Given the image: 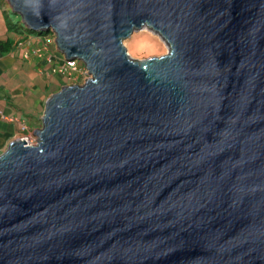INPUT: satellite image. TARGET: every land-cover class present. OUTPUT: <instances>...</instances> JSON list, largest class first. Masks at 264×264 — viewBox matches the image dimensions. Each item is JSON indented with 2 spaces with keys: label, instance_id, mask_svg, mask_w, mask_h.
Instances as JSON below:
<instances>
[{
  "label": "water",
  "instance_id": "water-1",
  "mask_svg": "<svg viewBox=\"0 0 264 264\" xmlns=\"http://www.w3.org/2000/svg\"><path fill=\"white\" fill-rule=\"evenodd\" d=\"M7 1L89 78L0 155V264H264V0Z\"/></svg>",
  "mask_w": 264,
  "mask_h": 264
},
{
  "label": "crops",
  "instance_id": "crops-1",
  "mask_svg": "<svg viewBox=\"0 0 264 264\" xmlns=\"http://www.w3.org/2000/svg\"><path fill=\"white\" fill-rule=\"evenodd\" d=\"M10 33L13 38L0 39V43L10 44V48L2 46L6 51L0 50V155L12 141L22 137H35L34 132L41 127V118L47 100H38L39 105L37 100H28V95L33 96L37 88L35 82L31 86L28 85V75L36 72L42 74L44 64L50 65L51 68L60 65L55 58L53 60L55 65L49 64L48 59L43 60L42 57L48 51V46L34 39L35 34L25 37ZM35 48L44 51L40 57L42 59L31 54L36 50ZM21 75L22 82L14 77ZM49 78L52 79L51 76ZM26 97L27 100H23ZM24 106L30 109L26 111Z\"/></svg>",
  "mask_w": 264,
  "mask_h": 264
},
{
  "label": "rangeland",
  "instance_id": "rangeland-1",
  "mask_svg": "<svg viewBox=\"0 0 264 264\" xmlns=\"http://www.w3.org/2000/svg\"><path fill=\"white\" fill-rule=\"evenodd\" d=\"M19 19H20L19 16H17L12 12V7L10 6L9 2L7 0H0V39L13 38V36L11 35L8 29L7 22L8 25L16 24L17 29H19V31L25 37L32 36V34L27 32V30L24 27H21V25H18L16 23L19 21ZM36 37L37 35H35L34 39H37L38 42L40 41L42 42L43 45L48 46L47 47L48 51L45 52V55L42 57L43 60L48 59L49 61L47 60V62L49 64L55 65L53 63V60L55 58L59 61L60 64L54 66L53 68H51V66L48 64H44V66L42 67V71H43L42 74L36 72L35 74L28 75V82H27L28 85L31 86L32 83L35 82V85L37 87L33 96H30V94L28 95V100H37V105H39L40 101L38 102V100H48L53 94L59 92L62 87L83 85V83L89 78V75L84 65L79 61H76L77 63L70 69L65 66L64 59L56 51L57 49L55 44L56 37L54 32L50 30L46 34H44V36H39L37 38ZM31 39H33V37ZM36 51L37 52L35 57L37 58H40L44 53V51L42 50L36 49ZM50 76L52 79L49 78ZM14 77H16L17 81L20 80L22 82V77H23L22 75L20 77L18 76H14ZM32 78L34 79V81ZM29 90L30 92L32 91L31 88H29ZM23 100H27V97L24 98ZM23 108L26 111L30 109V107L27 109L25 108V106ZM36 140H37L36 137L31 136L29 138L28 143L31 142V144H35Z\"/></svg>",
  "mask_w": 264,
  "mask_h": 264
},
{
  "label": "clouds",
  "instance_id": "clouds-1",
  "mask_svg": "<svg viewBox=\"0 0 264 264\" xmlns=\"http://www.w3.org/2000/svg\"><path fill=\"white\" fill-rule=\"evenodd\" d=\"M19 22L22 25L20 19ZM24 28L26 29V27ZM38 36H44V34ZM118 42L123 50L125 60L135 66L150 61L153 57L167 56L170 54L164 37L147 20L141 21L139 25L133 24L128 32L119 37ZM57 53L59 52L57 51ZM60 55L64 59V56L62 54ZM64 61L67 60L64 59ZM73 62L77 63L76 61Z\"/></svg>",
  "mask_w": 264,
  "mask_h": 264
},
{
  "label": "trees",
  "instance_id": "trees-1",
  "mask_svg": "<svg viewBox=\"0 0 264 264\" xmlns=\"http://www.w3.org/2000/svg\"><path fill=\"white\" fill-rule=\"evenodd\" d=\"M18 22H19V21H18ZM18 22H16V23H17L18 25H20V22H19V23H18ZM7 26H8V29H9L10 32L17 33V34H19V35L24 36V35L19 31V29H17L16 24H15V25H11V24L8 25V22H7ZM21 27H23V25H21ZM23 29H24V28H23ZM27 32H29V33H31V34L38 35L37 33L31 32L30 30H27ZM43 34H44V33H41V35H43ZM2 46H8L7 48H10V47H9L10 44H9L8 42L0 43V50H1V51H6V49H4Z\"/></svg>",
  "mask_w": 264,
  "mask_h": 264
},
{
  "label": "built area",
  "instance_id": "built-area-1",
  "mask_svg": "<svg viewBox=\"0 0 264 264\" xmlns=\"http://www.w3.org/2000/svg\"><path fill=\"white\" fill-rule=\"evenodd\" d=\"M37 50H38V49H37ZM36 52H37V51L35 50V51L31 52V54L35 56V55H36ZM75 64H76L75 62L70 61V60L65 61V66H66L67 68H69V69H70L71 67H73ZM24 139H25L26 142L29 141V138H27V137H24L23 140H24Z\"/></svg>",
  "mask_w": 264,
  "mask_h": 264
}]
</instances>
